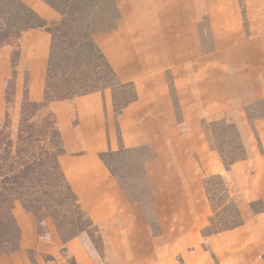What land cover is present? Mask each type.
<instances>
[{
  "label": "rangeland",
  "instance_id": "obj_1",
  "mask_svg": "<svg viewBox=\"0 0 264 264\" xmlns=\"http://www.w3.org/2000/svg\"><path fill=\"white\" fill-rule=\"evenodd\" d=\"M43 1L59 13L55 22L64 19L62 13L69 9L67 0ZM113 1V6L109 0L103 3L87 1L85 6L76 10L78 15L75 21L66 19L65 23L99 29L113 24L118 26L120 14L117 0ZM222 1L225 3L219 6L220 9L238 12V25L228 30L241 35V40H237L236 44L240 42L246 49L236 46L217 52L212 45L214 35L220 34V31L213 27L211 14L201 13L198 17H202V20L196 21V44L202 54L200 59L167 64L157 68L158 72L145 68L132 76H120L121 70L119 73L114 64H123L116 58L122 45L117 40L111 43L112 47H104L98 42L100 34L105 35L114 29L93 34L94 41L114 73V77H111L98 68L101 74L99 85H104L99 91H112L116 114L134 101L138 97V90L146 86H164L172 101L176 134L180 141L168 148L160 165L155 163L157 174L148 171L152 161L157 160L152 155L159 150V153H166V148L131 149L120 145L115 152L101 154L129 200L139 204L138 215L143 218L148 237L118 238V227L109 228L108 223L106 227L104 223L90 219L96 227L92 226L64 243L57 239L58 251L55 254H40L28 248L26 262L18 259V264H79L83 261L102 264H264V211L255 212L264 208V189L260 183V180L264 181V171L259 170L256 163H250L256 160L264 167V0ZM79 4L81 1L75 7ZM26 6L30 11H26ZM0 7L8 12L11 29L20 30L16 38L14 36L0 46L11 47L12 70L0 99V134L15 145L23 104L28 99V74L20 63L19 38L26 30L43 23V18L40 16L42 19L39 20L31 13L35 11L26 0H0ZM85 11L89 13L83 15L81 12ZM230 19L233 20V17ZM1 20L0 24L3 22ZM45 21L48 23L38 28L49 29L52 23ZM59 28L64 40L63 31L67 28H63V25ZM221 30L224 35L225 30ZM139 52H145V47L137 49L136 46L123 45V54L129 59L126 62ZM110 58L116 59L115 63L110 62ZM96 61L94 59L91 65H95ZM178 66L187 67L190 75L188 84L180 81L176 75ZM18 95H21L20 99ZM186 107L192 110L186 112ZM35 111L37 109L33 107H26V116ZM46 114L49 112H44L43 108L30 118L27 123H38V127H28L29 131L38 133L40 127L46 128L49 121ZM116 137L121 144V130L117 129ZM170 150H175V154ZM171 184L189 188L190 216L198 222L190 242L181 237L184 231L185 234L189 232V222H170L163 214L166 213V205L162 194H166ZM256 201L259 202L252 206ZM15 204L17 210L26 211L21 200ZM163 226L175 235L161 237ZM239 231L245 232L237 237L233 245L228 246L221 241V238ZM37 233L38 237L46 238L49 242L55 240L50 238L51 235L40 236L39 228ZM194 255L199 257L193 260Z\"/></svg>",
  "mask_w": 264,
  "mask_h": 264
},
{
  "label": "crops",
  "instance_id": "obj_2",
  "mask_svg": "<svg viewBox=\"0 0 264 264\" xmlns=\"http://www.w3.org/2000/svg\"><path fill=\"white\" fill-rule=\"evenodd\" d=\"M26 3L45 20L56 21L59 17V13L43 0H26ZM116 3L120 14L118 26L106 33L109 35L100 34L98 42L104 47L107 45L112 47L116 40L120 45L136 46L137 49L145 47V52L134 54L131 60L151 62V71L158 72L157 68L160 69L167 64L201 58L199 56L202 54L196 47L194 31L198 23L196 21L202 20V17H198L201 13L211 14L213 27L220 31V34L214 35L212 45L217 52L236 46L245 48L240 42L236 44L237 40H241V35L228 30L238 25V12L220 9L219 6L225 3L222 0H117ZM231 17L233 20H229ZM232 22L235 24L232 25ZM221 29L225 30L224 35ZM51 41V33L45 28L38 27L26 30L19 38L20 63L28 74L26 94L28 99L34 102L44 100ZM155 46L158 47L159 53L156 52ZM10 51L11 47L8 45L0 47V99L3 97L5 82L12 73ZM109 60L112 63L116 61L114 58ZM128 60L127 58L126 61ZM114 65L119 73L121 70L120 76L137 74L124 73L122 68L125 64ZM177 68L176 75L179 76V80L188 84L190 75L187 67ZM181 73L183 76H180ZM20 98L21 95H18V99ZM172 107L170 94L164 86H146L140 88L138 97L118 114L114 110L110 89L54 100L44 108V112L53 115L60 133L64 152L59 157V165L80 206L92 221L102 222L106 227L108 223L109 228L118 227V238L148 237L147 227L143 218L138 215L139 204L129 200L101 154L107 151L115 152L120 145L131 149L166 148V153H159L158 148L159 152L154 151L152 155L157 160L152 161L148 171L157 174L154 170L155 163L160 165V161H163L168 153V148L173 147L176 141H180L176 134ZM190 110L192 109L189 107L184 109L186 112ZM117 129L122 132L121 144L116 137ZM172 152L174 155L175 150ZM250 163H256L257 168L264 171L259 161L252 160ZM260 183L264 189L263 179ZM162 195L165 198L163 203L164 206L166 205L164 210L166 213L163 214L167 215L166 220L189 222V232L185 234L182 229L184 232L181 236L189 241L191 235L194 236L193 230L198 224L190 216L189 188L183 185L175 187L171 184L166 194ZM16 206L15 204L14 214L22 231L20 246L15 252L1 255L0 264H18V259L26 262L28 248L40 254H55L58 251L56 248L58 240L53 229L51 228L50 236L55 239L53 243L46 238L38 237V221L35 214L27 210H17ZM171 231L163 226L161 237L174 236ZM244 232L231 233L228 237L221 238V241L231 246ZM197 257L199 256L194 255L193 260ZM79 264L97 263L83 261ZM164 264L171 263L164 262Z\"/></svg>",
  "mask_w": 264,
  "mask_h": 264
},
{
  "label": "trees",
  "instance_id": "obj_3",
  "mask_svg": "<svg viewBox=\"0 0 264 264\" xmlns=\"http://www.w3.org/2000/svg\"><path fill=\"white\" fill-rule=\"evenodd\" d=\"M67 1L69 9H65L62 13L64 19L60 22L51 21V27L47 29L53 38L44 100L34 102L25 99L15 145L10 140L2 138L0 134V255L12 253L19 248L21 229L14 215V206L17 200L22 201L27 211L35 214L40 236L51 235L53 229L57 239L64 243L92 226L96 227L82 211L76 194L60 168L59 157L64 150L52 115L50 113L45 115L49 121L46 123V128L40 127L38 133H33L28 128L38 127V123H27L51 101L72 98L104 87V85L102 87L99 85L101 74L98 68L114 77L110 64L93 39V34L101 30L115 29L117 24L99 29L89 25L76 27L72 23H65L66 19L75 21L78 15L76 10L91 0ZM78 1H81L82 5L79 4L75 7L79 3ZM95 1L103 3L107 0ZM109 1L113 6L114 1ZM56 8L58 7L56 6ZM26 11H30L27 6ZM31 13L40 20L41 17L37 12ZM81 13L87 15L89 12ZM7 14L8 12L0 7V18H2L1 22L3 21L0 24V46L8 43L14 36L16 38V33L20 31L14 30L15 28L11 29ZM42 20L43 23H48L44 19ZM43 23L36 25L44 27ZM62 25L63 28H67L63 31L64 40L61 39L62 31L59 28ZM31 26L30 24L29 27ZM194 29L198 34L196 27ZM21 30L23 31V29ZM198 46L196 44V47ZM119 50L116 53V58L119 63L121 61V64H125L122 68L124 73H139L145 68H152L151 62V65L149 62H145V66L144 64L139 65V63L136 65L131 62L132 60L126 62L123 45L119 46ZM155 50H159L157 46H155ZM198 50L200 49L198 48ZM94 59L97 61L95 65H91L94 63ZM141 65L142 67H140ZM26 107H33L37 111L26 116ZM258 202L252 203V206ZM260 211H264V208L255 212Z\"/></svg>",
  "mask_w": 264,
  "mask_h": 264
}]
</instances>
